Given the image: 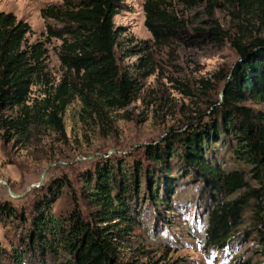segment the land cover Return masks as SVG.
I'll use <instances>...</instances> for the list:
<instances>
[{
  "label": "rangeland",
  "instance_id": "374dc122",
  "mask_svg": "<svg viewBox=\"0 0 264 264\" xmlns=\"http://www.w3.org/2000/svg\"><path fill=\"white\" fill-rule=\"evenodd\" d=\"M63 1L0 0V11L13 12L31 25L26 42L43 41L48 49L44 76L32 86L27 102V126L8 130L0 123V204L18 213L0 221V244L6 254H13L17 245L25 249L23 238L35 230L33 221L43 212L57 218L78 213L92 225H101L102 208L93 201L89 185L97 182L99 172L112 170L110 174L116 173L121 184L125 185V176L133 185L139 180L143 186L138 200L127 194L135 223L129 226L121 218L109 222L116 224L119 263L233 264L242 258L264 264V244L256 233H246L252 224L250 214L225 248L211 246L207 226L213 205L203 180L192 175L180 178L189 173L187 167L174 165L173 170V165L154 163L146 154L148 146L165 149L178 136L214 125L226 86L243 60L233 42L264 37V22L227 0L215 2L213 16L207 2L190 6L165 0L163 7L185 21L187 33L157 41L145 25L146 0H124L114 19L116 53L121 73L132 80L133 87L128 103L118 107L88 90L81 77L63 64L60 39L47 40V23L56 21L45 19L41 10ZM214 20L223 35L195 36V29L209 30ZM63 79H67L71 102L59 114L58 125L49 120L43 106L50 113L57 109V87ZM237 105L264 112V104L250 96ZM24 116L18 108L0 111V118ZM236 147L230 134H220L215 142L206 143V158L225 171H244L249 178L252 167L239 158ZM153 179L159 181L157 190L168 205L154 201L148 189ZM118 229L125 234L119 237ZM29 255L28 264H71V254L60 246L52 250L36 244ZM5 262L10 264L9 259Z\"/></svg>",
  "mask_w": 264,
  "mask_h": 264
},
{
  "label": "trees",
  "instance_id": "16d2710c",
  "mask_svg": "<svg viewBox=\"0 0 264 264\" xmlns=\"http://www.w3.org/2000/svg\"><path fill=\"white\" fill-rule=\"evenodd\" d=\"M194 6L199 2L209 3L208 12L214 14L217 0H179ZM238 5L240 10L258 16L264 22V0H227ZM165 0H146L145 25L157 41L169 36L187 33L185 21L170 14L163 7ZM124 0H64L60 4H50L41 10L45 19H53L55 25L47 23V40L55 37L62 41L61 59L70 71L76 72L87 89L97 93L111 106L123 107L130 100L132 80L121 73L117 60L118 30L115 16L122 10ZM209 30L197 28L199 38H219L223 30L214 20ZM31 25L18 19L13 12L0 11V111L18 108L25 114L22 118L1 117L0 123L8 130L25 128L30 110L27 102L32 86L44 76L45 59L48 53L43 41L27 43ZM234 46L241 59L234 69L233 77L226 86L223 104L217 109L214 125L196 128L186 136L176 137L163 146H148L146 154L154 163L187 167L190 175L202 179L210 190L212 208L209 210L207 241L215 248H225L233 235L244 224L246 216L251 215V225L246 233H256L264 244V112L254 113L248 108L239 107L238 102L250 96L264 104V37L243 43L234 40ZM57 109L47 112L49 120L61 125L60 113L71 102L67 79L57 87ZM87 102V97H84ZM40 112V110H39ZM230 134L237 142L236 154L251 165L248 178L241 170L225 171L206 158V143L215 142L218 135ZM160 170H163L162 165ZM100 173L97 182L89 185L93 201L101 206L99 219L101 225H92L78 213L68 218H57L50 213L35 218V230L23 238L22 245L13 247V254H6L0 244V264H28L29 252L36 244L56 249L65 248L71 254V264H121L118 259L115 239V225L109 224L116 218L135 223L127 197L139 199L142 184L128 182L123 172L120 175L125 185L115 179L116 173ZM127 172V171H126ZM115 174V175H114ZM110 176V177H109ZM112 176V177H111ZM113 178V182H111ZM143 178V177H142ZM151 179V178H150ZM148 185L149 191L158 204L168 205L157 190L159 181ZM128 194V195H127ZM44 206L42 205L41 208ZM49 212V206L45 205ZM18 213L0 204V221L4 217H17ZM108 223V224H106ZM123 229L117 230L119 237ZM264 251V248H262ZM29 255V256H28ZM233 264H251L250 260L237 259ZM256 264V263H255Z\"/></svg>",
  "mask_w": 264,
  "mask_h": 264
}]
</instances>
